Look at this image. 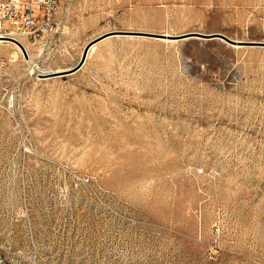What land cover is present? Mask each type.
<instances>
[{
  "label": "rangeland",
  "instance_id": "374dc122",
  "mask_svg": "<svg viewBox=\"0 0 264 264\" xmlns=\"http://www.w3.org/2000/svg\"><path fill=\"white\" fill-rule=\"evenodd\" d=\"M58 18L30 54L0 43V264H264V46L121 33L42 76L113 30L264 42V0Z\"/></svg>",
  "mask_w": 264,
  "mask_h": 264
},
{
  "label": "built area",
  "instance_id": "2783aa9c",
  "mask_svg": "<svg viewBox=\"0 0 264 264\" xmlns=\"http://www.w3.org/2000/svg\"><path fill=\"white\" fill-rule=\"evenodd\" d=\"M63 5L62 0L0 1V38L18 41L27 53L25 42L45 41L58 32L57 17ZM89 180L84 177L82 182Z\"/></svg>",
  "mask_w": 264,
  "mask_h": 264
},
{
  "label": "water",
  "instance_id": "95a60500",
  "mask_svg": "<svg viewBox=\"0 0 264 264\" xmlns=\"http://www.w3.org/2000/svg\"><path fill=\"white\" fill-rule=\"evenodd\" d=\"M121 33H127V34H132V35H146V36H151V37H155V38H167V39H170L173 41L174 40H181V39L197 38V37L208 38V39H218V40H222V41L228 43L231 46H237V47H240V46H264V42L236 40V39L229 38L225 34H222L219 32L204 34L201 32L190 31V32L182 33V34H165V33H154V32H145V31L113 30V31L105 32V33L99 35L98 37L94 38L93 40H91L85 46L80 61L74 67L69 68L66 71H62L60 73L42 75V76L54 77V76H62V75L64 76V75L74 73L75 71L79 70L85 64L86 59H87L88 50L93 44L98 43L99 41H101V40H103L109 36H115V35H119ZM15 42L22 48L23 51H25L24 47L21 45V43H19L18 41H15Z\"/></svg>",
  "mask_w": 264,
  "mask_h": 264
},
{
  "label": "bare ground",
  "instance_id": "6f19581e",
  "mask_svg": "<svg viewBox=\"0 0 264 264\" xmlns=\"http://www.w3.org/2000/svg\"><path fill=\"white\" fill-rule=\"evenodd\" d=\"M163 33H165V34H172V33H169V32H163ZM109 37H111V36H109ZM160 39H163V40H165V41H172V40H170V39H167V38H160ZM236 40H239V39H236ZM2 42H11L10 40H3L2 38H0V43H2ZM11 43H13L14 45H16V47H17V49H20L19 47H18V45L15 43V42H11ZM26 48H27V53H29L28 52V46L26 45ZM96 48V44H94V45H92L90 48H89V50H88V53H87V56L89 57L90 56V54L93 52V50ZM21 50V49H20ZM30 54V53H29ZM28 57L30 58L31 57V55H28ZM67 69H65V70H63V69H54V70H48V71H46L45 72V74H43V75H49V74H55V73H60V72H62V71H66Z\"/></svg>",
  "mask_w": 264,
  "mask_h": 264
},
{
  "label": "crops",
  "instance_id": "0c3cea01",
  "mask_svg": "<svg viewBox=\"0 0 264 264\" xmlns=\"http://www.w3.org/2000/svg\"><path fill=\"white\" fill-rule=\"evenodd\" d=\"M63 2H64V4H67L68 2H69V0H62ZM58 15H59V13H58ZM57 20L59 21V18L57 17ZM58 24H59V22H58ZM108 38V37H107ZM106 39V38H105ZM42 41V40H41Z\"/></svg>",
  "mask_w": 264,
  "mask_h": 264
}]
</instances>
